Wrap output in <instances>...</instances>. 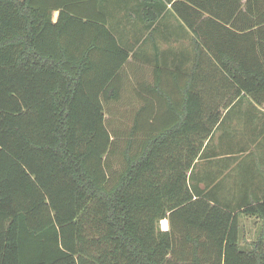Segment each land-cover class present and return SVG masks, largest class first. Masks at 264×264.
<instances>
[{
  "label": "trees",
  "instance_id": "trees-1",
  "mask_svg": "<svg viewBox=\"0 0 264 264\" xmlns=\"http://www.w3.org/2000/svg\"><path fill=\"white\" fill-rule=\"evenodd\" d=\"M84 1L0 0V264H264V201L243 205L262 224L243 249L237 215L206 194L193 200L186 183L220 111L208 124L191 106L107 120L114 107L98 96L117 94L115 68L91 82V61L73 54L82 44L68 41L83 35ZM177 2L197 26L195 69L204 56L230 101L264 107V0ZM179 213L184 228L159 229Z\"/></svg>",
  "mask_w": 264,
  "mask_h": 264
},
{
  "label": "crops",
  "instance_id": "crops-1",
  "mask_svg": "<svg viewBox=\"0 0 264 264\" xmlns=\"http://www.w3.org/2000/svg\"><path fill=\"white\" fill-rule=\"evenodd\" d=\"M173 1L85 0L81 10L85 15L78 16L87 22L83 35L68 41L82 44L83 52L73 54L91 61V82L115 68L109 89L117 94L103 96L101 91L98 98L104 108L122 110L115 115L117 125L132 122L136 111L147 106L155 111L163 108L166 118H171V108L182 117V109L191 106L196 109V120L206 124L213 120L212 113L220 111L217 125L202 141L186 173V183L193 200L206 194L211 204L237 215L240 245L248 246L262 227L257 215L241 210L243 205L264 201V107L247 98L230 101L233 89L213 81L211 61L204 56L205 61L200 60L195 69L198 37L193 28L197 26H190L180 16L191 10L179 2L172 5ZM59 15L54 10L52 21ZM72 15L63 10L64 17ZM188 92L194 98L188 100ZM217 130L220 133L214 140ZM177 133L183 134L181 130ZM174 150L182 154L186 149ZM183 219L180 213L171 218L166 215L158 227L164 232L180 231Z\"/></svg>",
  "mask_w": 264,
  "mask_h": 264
},
{
  "label": "rangeland",
  "instance_id": "rangeland-1",
  "mask_svg": "<svg viewBox=\"0 0 264 264\" xmlns=\"http://www.w3.org/2000/svg\"><path fill=\"white\" fill-rule=\"evenodd\" d=\"M111 110H114V112H115V114H111V115H113V116H111L110 114H108V118H107V120H114L115 121V115H116V113H118L119 111H120V113H122V110L121 109H111ZM124 112H125V110H124ZM116 124V123H115ZM117 126V125H116ZM118 126H121V127H123L124 126V123L121 125H119L118 124ZM220 133V130H217L216 131V135H214L213 136V139L215 140L216 138H218V134ZM241 247L243 248V249H249L250 248V246H244V245H241Z\"/></svg>",
  "mask_w": 264,
  "mask_h": 264
}]
</instances>
